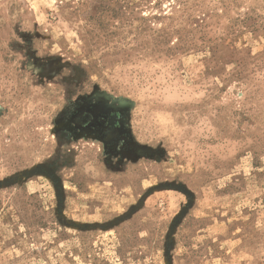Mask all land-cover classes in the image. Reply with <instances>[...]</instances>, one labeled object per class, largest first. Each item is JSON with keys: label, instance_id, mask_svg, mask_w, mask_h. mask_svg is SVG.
I'll use <instances>...</instances> for the list:
<instances>
[{"label": "rangeland", "instance_id": "374dc122", "mask_svg": "<svg viewBox=\"0 0 264 264\" xmlns=\"http://www.w3.org/2000/svg\"><path fill=\"white\" fill-rule=\"evenodd\" d=\"M0 264H264V0H0Z\"/></svg>", "mask_w": 264, "mask_h": 264}]
</instances>
